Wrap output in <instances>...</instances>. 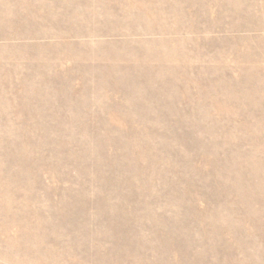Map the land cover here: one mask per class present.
I'll use <instances>...</instances> for the list:
<instances>
[{
	"label": "rangeland",
	"instance_id": "1",
	"mask_svg": "<svg viewBox=\"0 0 264 264\" xmlns=\"http://www.w3.org/2000/svg\"><path fill=\"white\" fill-rule=\"evenodd\" d=\"M0 264H264V0H0Z\"/></svg>",
	"mask_w": 264,
	"mask_h": 264
}]
</instances>
